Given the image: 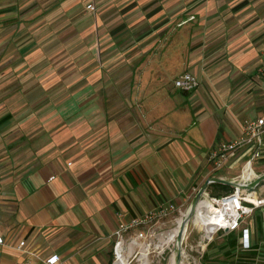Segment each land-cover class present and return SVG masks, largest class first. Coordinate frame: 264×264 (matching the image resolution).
I'll return each mask as SVG.
<instances>
[{
    "label": "crops",
    "instance_id": "0c3cea01",
    "mask_svg": "<svg viewBox=\"0 0 264 264\" xmlns=\"http://www.w3.org/2000/svg\"><path fill=\"white\" fill-rule=\"evenodd\" d=\"M88 3L0 0V264H111L119 221L264 173V149L249 172L253 149L208 162L264 117V0ZM187 72L199 87L170 91ZM242 228L248 249L217 234L184 264H264V207Z\"/></svg>",
    "mask_w": 264,
    "mask_h": 264
},
{
    "label": "built area",
    "instance_id": "2783aa9c",
    "mask_svg": "<svg viewBox=\"0 0 264 264\" xmlns=\"http://www.w3.org/2000/svg\"><path fill=\"white\" fill-rule=\"evenodd\" d=\"M87 2H89L86 6L87 10L93 9L92 0H87ZM173 87L188 94L199 87V80L191 73H183L174 80ZM246 149H253L251 159L243 166L250 171L252 161L259 159L264 149V117L244 119L241 123L240 135L232 140L219 143L208 154V162L213 171H218L224 168L238 152ZM248 179L249 177L242 181L249 182ZM259 191H263V194L258 195ZM201 201H207L211 208L197 212V206L190 223L197 232L198 238L191 245L187 242L186 230L182 242L183 264L185 260L192 257V254L200 257L206 244L212 241L217 234L240 230L242 248L250 247L248 229L242 228V223L246 216L264 207V185L253 193L233 188L232 192L220 196L209 197L205 194ZM182 207L168 204L134 217L128 222L119 221L111 235L113 239L111 264H117L119 258H123L126 264L160 263L162 254L165 249L169 248L168 246L159 248L163 228L170 220H174L175 214H178L179 218L183 217ZM2 243L0 237V244ZM23 245L24 243L20 242L19 249ZM41 264H61V258L54 254L43 260Z\"/></svg>",
    "mask_w": 264,
    "mask_h": 264
},
{
    "label": "water",
    "instance_id": "95a60500",
    "mask_svg": "<svg viewBox=\"0 0 264 264\" xmlns=\"http://www.w3.org/2000/svg\"><path fill=\"white\" fill-rule=\"evenodd\" d=\"M212 184H220L229 186L231 188H237L240 190H245L248 193H253L258 190L259 187L264 185V173L254 176L252 180L249 182L245 181H226L220 178H208L205 180V182L201 185V187L196 191L194 194L192 200L189 203V206L185 213L183 214V217L180 220V224L178 226V231L176 235V242L173 247V253H174V264H183L182 258H183V249H182V242L184 234L187 230V227L191 221V218L193 217L196 208L203 196L206 194L207 188Z\"/></svg>",
    "mask_w": 264,
    "mask_h": 264
},
{
    "label": "rangeland",
    "instance_id": "374dc122",
    "mask_svg": "<svg viewBox=\"0 0 264 264\" xmlns=\"http://www.w3.org/2000/svg\"><path fill=\"white\" fill-rule=\"evenodd\" d=\"M194 22V21H193ZM176 29H178L177 27H176ZM174 33L175 32H177V31H173ZM133 62H134V59H131L130 61H129V64H133ZM130 75V74H129ZM134 73L132 74V77H133V79H134ZM178 73H175V74H173V75H171V79H169L167 82L169 83V85L170 86H173V82H174V80L178 77ZM156 79H159L161 82H166V79L164 78L163 79V77H162V75H161V73H157L156 74ZM174 89V87H170V91H173V89ZM258 162H260V161H258V160H255L254 162H253V166L256 168L257 167V165H258ZM260 164H264V162H260ZM190 203V202H189ZM189 203L188 204H185L183 207H182V211H186L187 210V208H188V206H189ZM205 209V202H203L201 205H200V207H199V209L201 210V209ZM180 216L178 215V214H175L174 215V220H170V222H168L167 224H166V226L163 228V231H162V233L163 234H165V233H167L168 231H170V230H172V228L175 226H177V221H176V225H175V220L177 219V218H179ZM178 220H180V219H178ZM247 220L249 221V222H251V219H248L247 218ZM174 227V228H175ZM173 228V229H174ZM190 228H192V224L191 223H189V225H188V227H187V232L189 231V229ZM194 238H196L197 236H198V234L197 233H194ZM160 248V247H159ZM172 248H173V246H170L168 249H165V251H164V253L162 254V259L160 258V263H157V264H168V262H169V257L171 256L170 254H171V250H172ZM161 249V248H160Z\"/></svg>",
    "mask_w": 264,
    "mask_h": 264
},
{
    "label": "bare ground",
    "instance_id": "6f19581e",
    "mask_svg": "<svg viewBox=\"0 0 264 264\" xmlns=\"http://www.w3.org/2000/svg\"><path fill=\"white\" fill-rule=\"evenodd\" d=\"M249 172V170H248ZM205 202V209L206 208H211V206L209 205V203L207 201H201L198 205V211L197 212H200L201 210H199V207L200 205ZM205 209L203 208V210L205 211ZM185 212L183 211L181 215H183ZM181 220V218H178ZM176 219L177 221V226L172 230L168 231L167 233L163 234L161 237H160V245L159 247L160 248H163V247H170V246H173L175 245V242H176V235H177V231H178V226L180 224V220ZM176 221H175V225H176ZM171 256L169 257V262L168 264H174V253H173V248L171 250ZM117 264H126V261L123 259V258H119V261L117 262Z\"/></svg>",
    "mask_w": 264,
    "mask_h": 264
},
{
    "label": "trees",
    "instance_id": "16d2710c",
    "mask_svg": "<svg viewBox=\"0 0 264 264\" xmlns=\"http://www.w3.org/2000/svg\"><path fill=\"white\" fill-rule=\"evenodd\" d=\"M211 187L218 189L219 192L222 194H227L233 191V188L229 187V186H225V185H220V184H212L210 185ZM218 195V196H220Z\"/></svg>",
    "mask_w": 264,
    "mask_h": 264
}]
</instances>
